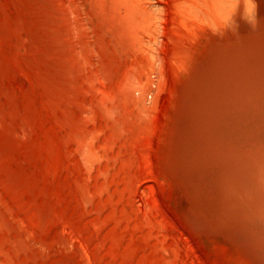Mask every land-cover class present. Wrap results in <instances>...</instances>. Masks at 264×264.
<instances>
[{
    "label": "rangeland",
    "instance_id": "1",
    "mask_svg": "<svg viewBox=\"0 0 264 264\" xmlns=\"http://www.w3.org/2000/svg\"><path fill=\"white\" fill-rule=\"evenodd\" d=\"M0 264H264V0H0Z\"/></svg>",
    "mask_w": 264,
    "mask_h": 264
},
{
    "label": "bare ground",
    "instance_id": "2",
    "mask_svg": "<svg viewBox=\"0 0 264 264\" xmlns=\"http://www.w3.org/2000/svg\"><path fill=\"white\" fill-rule=\"evenodd\" d=\"M243 148V153L245 156L250 157L252 155H254L255 152V148L252 144V147H247L244 143L240 145Z\"/></svg>",
    "mask_w": 264,
    "mask_h": 264
}]
</instances>
